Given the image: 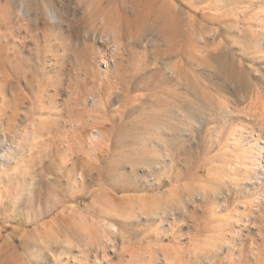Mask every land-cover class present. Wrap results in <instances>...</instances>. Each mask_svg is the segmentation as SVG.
I'll return each mask as SVG.
<instances>
[{
	"label": "rangeland",
	"instance_id": "obj_1",
	"mask_svg": "<svg viewBox=\"0 0 264 264\" xmlns=\"http://www.w3.org/2000/svg\"><path fill=\"white\" fill-rule=\"evenodd\" d=\"M23 13L0 264H264V0H0Z\"/></svg>",
	"mask_w": 264,
	"mask_h": 264
},
{
	"label": "bare ground",
	"instance_id": "obj_2",
	"mask_svg": "<svg viewBox=\"0 0 264 264\" xmlns=\"http://www.w3.org/2000/svg\"><path fill=\"white\" fill-rule=\"evenodd\" d=\"M38 6H39V8L41 10V13L43 14L42 15L43 17H42V20H41L42 22L46 23V20H49V21L53 20L55 23H58V24H60L62 22V19L58 15L54 14V11H52V10H51V13H49L48 11H46V13H43V11H44L43 7H45V3H40ZM36 8H37V6H36ZM28 16L29 15H27L25 13L22 14V17H16L15 16L13 18V20H15V22H10L9 21V19L12 20V15L11 14H7L3 19H1L0 22L5 23L4 25H6V27L9 29V31L7 33L3 34V38L2 39L7 38V40H8L10 37L12 38L11 33H12L13 27L14 28H16V27L24 28L25 30H28L32 26V24H35L36 21H38V22L40 21L36 17L34 19H32L31 17H28ZM207 53H208V58L207 59L212 60V61H216L217 60V57H218L219 54H214L212 51H208ZM223 184H225V183H223ZM235 186L237 187L235 182L230 184V186L225 184L224 188H223L225 190H222V191H225V192L229 191L230 187H235ZM196 198H198V197H196ZM182 206L184 207L183 204H182ZM176 208L177 209H181L180 206L176 207ZM183 209H185V208H183Z\"/></svg>",
	"mask_w": 264,
	"mask_h": 264
}]
</instances>
